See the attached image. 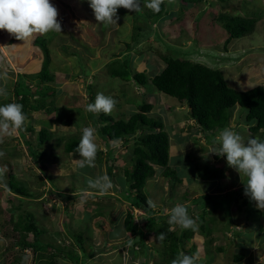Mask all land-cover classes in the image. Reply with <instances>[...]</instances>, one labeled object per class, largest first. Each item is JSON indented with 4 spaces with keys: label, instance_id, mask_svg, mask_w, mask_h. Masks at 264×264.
Masks as SVG:
<instances>
[{
    "label": "rangeland",
    "instance_id": "1",
    "mask_svg": "<svg viewBox=\"0 0 264 264\" xmlns=\"http://www.w3.org/2000/svg\"><path fill=\"white\" fill-rule=\"evenodd\" d=\"M165 1L166 15L157 20L146 16L149 0H139L140 11L118 8L117 25H104L95 20L88 0H49L58 11L61 33L35 35L23 42L0 30V74L7 73L6 79H0V88L8 92L7 99L0 97V105L14 102V90L21 80L24 84L18 86L22 95L27 93L26 88L37 89L36 82L27 77L36 74L44 61L42 50L34 45L36 37L46 41L49 71L54 76L49 85L55 90L46 99L51 104L45 110L28 112L24 127L0 143V152L4 153L0 156V176H14L31 194L30 198L13 195L6 189V177L0 178V264L37 262L41 253L34 254L31 248L20 245L22 240L32 243L33 234L12 232L18 218L25 216H30L39 229V244L52 247L50 252L42 253L51 255L61 250L58 264H76V259L77 264H167L166 249L153 234L145 233L144 239L123 229L127 213L133 212L139 228L146 222L144 212L134 213L127 201L132 193L119 179L118 169L127 163L132 141L125 147L118 142L117 147L111 143L107 148L95 133L98 151L92 167H78L82 159L79 154L68 162L69 156L63 152V144L77 135L81 138L85 127L103 125L99 114L86 111L97 93L117 101L109 115L114 120L128 119L144 103L152 105L150 118L163 125L165 119L158 115L169 118L163 130L167 128L171 137L168 167L174 174L163 176L161 168L156 167L155 175L146 181L143 191L155 204L150 216L168 222L173 207L188 208V215L199 227L184 240L183 248L189 255H199L197 264H264V210L257 209L255 201L244 194L247 177L229 167L225 157L210 152L219 147L222 130L214 129L212 134L198 130L186 118L187 108L175 98L158 92L151 84L135 86L132 80L114 78L107 72L108 64L118 66L126 61L133 73L153 77L165 66L163 58L170 57L221 70L228 86L238 91L264 87V0H206L194 7L181 0ZM220 15L252 20V34L225 46L227 36L217 22ZM234 108L230 123L234 122V131L247 141L251 136L244 123L246 111ZM173 120H179L178 125ZM41 128L51 133L52 141L39 148L46 161L37 166L29 151L35 150L36 134ZM109 149L111 175L105 156ZM203 166L220 170L217 179L204 182L196 174L192 181V173ZM105 175L113 185L106 193L90 186L89 181ZM205 193L210 197L200 198ZM237 194L243 195L242 199L231 203L227 213L228 201ZM245 199L252 202L250 213L238 211L237 206ZM243 208L247 209L245 205ZM204 210L209 214L199 221L198 215ZM171 228L182 230L175 225ZM78 235L81 242L75 238ZM239 251L245 252V258L234 262Z\"/></svg>",
    "mask_w": 264,
    "mask_h": 264
},
{
    "label": "trees",
    "instance_id": "2",
    "mask_svg": "<svg viewBox=\"0 0 264 264\" xmlns=\"http://www.w3.org/2000/svg\"><path fill=\"white\" fill-rule=\"evenodd\" d=\"M205 1L206 0H181L183 4L190 7L200 5ZM166 7L167 4L165 0L160 6L161 10L159 13H154L147 7V18L157 20L163 17L166 15ZM217 22L222 24V28L226 33L225 46L228 45L231 40L250 36L254 28V22H252V20H245L240 17L229 15H220ZM34 45L42 50L44 56L41 69L36 74L27 76L36 82L34 85L37 89L35 90L32 87L26 88L27 93L22 95L18 86L19 84L21 85V83L24 84L23 80H21V82H17L14 90V102L23 105V113L26 117L30 111L37 112L45 110L46 105L51 104L47 102L46 99L55 94L54 88L49 85L53 83L54 76L49 71L50 57L46 47V41L42 37H36ZM163 61L165 62V66L153 77H148L144 72L133 73L126 61L118 66H114V62L108 64L107 72L109 76L114 78H120L124 81L132 80L135 86L151 84L158 92L175 98L178 103L187 108L188 119L193 120L199 127V130L203 132L211 133L210 131L215 128L218 130L225 129L226 127L229 128L228 125L230 124L231 115L235 109L234 107H240L246 111L244 123L249 125L247 127V132L251 138L254 137L264 141L263 86H255L245 91H238L228 86L221 70L178 58L164 57ZM33 96L37 98L31 100ZM151 110L152 105L144 103L138 107V112L131 115L127 120H114L111 116L101 112L99 116L103 125L100 128H96V135L105 143V147L107 148L108 145H111L112 141L119 142L122 147L127 146V144L132 141L129 159L126 164L118 169L121 174L119 179L122 181L121 184L124 183L128 191L132 193L130 194L129 192L130 195L127 197L128 203L133 209L145 213L146 222L142 228H139L137 224L134 223L133 214L127 213L123 219V229L124 232L130 233L136 237L140 236L144 239L146 237L145 233L147 236L153 234L155 239L162 242L166 249L168 256L167 264H172V261L178 259L181 253L189 255L188 251L184 250L183 244L185 239H189V237L192 236L193 230L182 229L177 232L172 230V225L166 222L165 218H154L150 216V214H154V212L143 191L146 181L155 175L154 167L161 168L163 176L169 177L174 174V170L168 167V135L163 130V123L148 116ZM80 139L79 135H77V137L63 144V152L68 155L70 159L68 162L72 161L73 155L78 154L76 150ZM50 141H52L51 133L44 128L39 129L36 134L35 150L29 151L37 166L46 161L43 157L44 153L39 151V148L41 149L43 145ZM59 142H61V140H59ZM106 153L107 173L111 175V171L113 170L112 159H110L112 151L109 149ZM58 162L59 161H53V163ZM219 171L220 170L213 166H203L198 168L196 174H198L197 176L202 181L210 183L217 179L220 173ZM5 177L7 180L5 184L6 189L10 193L21 198L31 197L25 184L16 180L14 176L9 174H7V176L6 174L0 176V178L4 179ZM225 195L228 196V193ZM241 196L243 195L238 196L237 194L228 201L229 207L227 213L230 204L232 203L233 205L234 202L242 199ZM204 197H210V195L205 193L200 198ZM244 205L247 209L243 208ZM251 206V200L245 199L237 208L238 211H242L243 209L246 213H250L253 211L252 209L249 210ZM205 211L206 210L203 211V215H198L199 221H204V218L209 214V212L205 213ZM200 228L204 230L205 226H200ZM144 230H146V232H144ZM12 232L33 234L34 240L32 243L22 240L20 245L24 248H31L34 254L41 253L35 264H58L57 259L61 255V250L51 255L42 253L50 252L52 247L39 244L37 238L40 232L30 216L19 217L12 227ZM161 233L164 235V239L162 240L158 239ZM75 238L78 242H81L80 235ZM139 244L141 245V243ZM134 245H136V243H134ZM244 257L245 252L239 251V253L234 256L233 260L234 262H241ZM66 258L73 261L70 255H66ZM78 261L79 260L76 259L75 263L77 264Z\"/></svg>",
    "mask_w": 264,
    "mask_h": 264
},
{
    "label": "clouds",
    "instance_id": "3",
    "mask_svg": "<svg viewBox=\"0 0 264 264\" xmlns=\"http://www.w3.org/2000/svg\"><path fill=\"white\" fill-rule=\"evenodd\" d=\"M89 7L93 10L95 20L104 25H117L118 8L129 11H140L139 0H88ZM171 2V0H169ZM164 0H149L146 7L154 13H159ZM58 11L49 0H0V30L6 31L18 41H30L35 35H46L49 32L61 33V23L57 19ZM7 73L0 74V79H6ZM0 97L8 98V92L0 88ZM117 101L111 96L97 93L94 103L86 105V111L90 113H104L110 115ZM26 116L23 113V105L20 103H7L0 105V143L5 136H11L13 131H19L24 127ZM96 129L85 127L82 131L77 153L82 159L78 167H92L95 164L97 145L95 143ZM219 147H213L210 151L217 156L226 158L227 165L235 169L239 174L247 177L245 195L255 201L257 209L264 210V141L257 138H249L247 141L232 129L225 128L219 134ZM113 147L118 146L117 141H112ZM4 153L0 152V156ZM90 186L97 188L101 193H106L112 188V182L107 175L89 181ZM81 205L85 203L82 197ZM152 207L155 204L149 202ZM168 223L179 226L181 229L198 230L196 219L188 215V209L184 205H176L170 210ZM158 239H164L163 233ZM199 255L180 254L172 264H197Z\"/></svg>",
    "mask_w": 264,
    "mask_h": 264
},
{
    "label": "crops",
    "instance_id": "4",
    "mask_svg": "<svg viewBox=\"0 0 264 264\" xmlns=\"http://www.w3.org/2000/svg\"><path fill=\"white\" fill-rule=\"evenodd\" d=\"M181 105V104H180ZM158 116H160V117H163L165 120H166V122H168L169 121V118L166 116V118H165V115H158ZM186 118L188 119V117H187V111H186ZM127 120V119H126ZM165 120H164V125H165ZM189 120V119H188ZM174 122H175V125L177 124V123H179V120H173ZM194 125H195V127L199 130V127L197 126V124L193 121V120H190ZM233 121H236L237 122V120L235 119V120H233ZM164 125H163V127H164ZM174 125V124H173ZM174 125V126H175ZM178 125V124H177ZM190 125H192V124H190ZM234 122H232V123H230L228 126L229 127H233V130H235V128L237 127V126H235V128H234ZM165 127H166V125H165ZM176 128V127H175ZM179 129H181V128H179ZM216 129V128H215ZM232 129V128H231ZM214 130V129H213ZM223 130V129H222ZM212 131V130H211ZM165 132H166V134L168 135V138H169V143L171 144V137H170V135H169V133L167 132V128H165ZM171 133H173V132H171ZM215 142H217V141H215ZM210 144H212V142L210 143ZM172 145V144H171ZM218 158H219V156H218ZM154 168H156V167H154ZM195 178H196V173H192V181H194L195 180ZM191 181V182H192ZM245 258V257H244ZM243 258V259H244Z\"/></svg>",
    "mask_w": 264,
    "mask_h": 264
},
{
    "label": "built area",
    "instance_id": "5",
    "mask_svg": "<svg viewBox=\"0 0 264 264\" xmlns=\"http://www.w3.org/2000/svg\"><path fill=\"white\" fill-rule=\"evenodd\" d=\"M133 214V212H131ZM134 213H137V210L134 209ZM144 214L142 211L138 210V215Z\"/></svg>",
    "mask_w": 264,
    "mask_h": 264
},
{
    "label": "bare ground",
    "instance_id": "6",
    "mask_svg": "<svg viewBox=\"0 0 264 264\" xmlns=\"http://www.w3.org/2000/svg\"><path fill=\"white\" fill-rule=\"evenodd\" d=\"M249 125H247V127H248Z\"/></svg>",
    "mask_w": 264,
    "mask_h": 264
}]
</instances>
